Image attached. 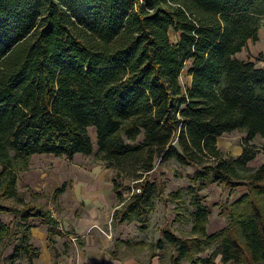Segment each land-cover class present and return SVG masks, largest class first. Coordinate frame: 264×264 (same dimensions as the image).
<instances>
[{
	"label": "trees",
	"instance_id": "16d2710c",
	"mask_svg": "<svg viewBox=\"0 0 264 264\" xmlns=\"http://www.w3.org/2000/svg\"><path fill=\"white\" fill-rule=\"evenodd\" d=\"M263 20L264 0H0V214L12 215L10 224L0 217V247L12 248L7 264L40 257L34 227H47L51 247L66 233L51 210L24 203L19 170L37 153L94 152L90 127L100 159L115 171L114 223L153 209L165 192L150 178L158 162L195 167L192 236L165 228L155 243L118 239L119 246H149L151 258L171 246L168 264H216L218 255L224 264H264V163L249 165L260 152L252 140L264 136V65L238 56L259 39ZM234 130L245 132L240 155L218 145ZM125 179L135 187L129 197ZM205 182L246 186L227 225L213 233L211 209L196 188Z\"/></svg>",
	"mask_w": 264,
	"mask_h": 264
},
{
	"label": "rangeland",
	"instance_id": "374dc122",
	"mask_svg": "<svg viewBox=\"0 0 264 264\" xmlns=\"http://www.w3.org/2000/svg\"><path fill=\"white\" fill-rule=\"evenodd\" d=\"M238 56L243 59L256 61L258 66L264 65V20L259 31V39L250 40L248 45L238 53ZM181 82L183 85H187L189 82V76L186 71L181 77ZM90 133L95 145L94 152L90 154L78 153L73 158L52 153H37L31 156L27 167L19 170L17 190L22 196L24 203L39 204L45 209L51 210L52 214L54 213L57 216L56 218L60 219L59 226H62L64 219L68 223L66 225L67 229L65 225H63L62 229L66 233L56 236L57 241L54 247H51L48 236L45 237L42 233L43 231L46 232L43 230L47 228L45 225L32 232L35 244L42 251L41 256L35 260L34 264H54L56 257L59 264H89V255L86 251L87 243H97L102 247L101 237L107 235L110 236L108 250L115 252V256L112 253V257H136L143 264H150L152 260L150 255L156 252L155 249L149 246H133L125 249V245L119 246L120 243L118 244L117 240L128 239L132 243L136 240H144L145 243L152 244L162 237V231L165 228H170L183 237L192 236L191 212L195 208V197H193L188 187L194 185L191 176L195 171V167L193 165H182L176 159H170L166 162H158L154 171L150 174L152 180H157L165 186V192L154 197L153 209L148 211L141 219L134 218L131 221L114 223V213L116 207H118L119 200L116 191L111 188V183L104 181V186L100 189L99 194L106 202L105 206L110 210L108 220L106 219L105 224L96 227V231L94 227L85 228L82 232L83 238L81 237V240L86 245H80V241L73 236V227L70 224L82 217L83 210L87 209V201L83 199V202L76 204L72 187L77 179L84 184L90 182V180L86 179L88 172L84 170H111L112 176L109 173V181H111L112 177V182L115 175V171L112 168H108L98 155L97 137L94 127H90ZM244 136L245 132L242 130L226 132L219 137L218 145L221 149L236 155L233 153L234 151L231 152L224 148L231 147L233 149L238 144L242 145ZM252 142L260 148L257 157L249 163L251 167H256L264 163V136L257 134ZM1 169L0 166V171ZM83 173L85 174L83 175ZM88 185L90 184L87 183L86 186ZM61 187H65L63 191H60ZM198 187L196 185L202 202L211 209L207 231L209 233L216 232L227 225L231 204L246 191V186L232 187L217 182H205L203 187H199L200 190ZM134 189V183L130 179H125L122 187L123 195L129 197ZM177 190H181L183 197L173 199L170 193ZM112 191H114V199L112 198ZM88 198L91 200L89 204L90 202L95 203V199ZM4 202L11 205L16 204L13 199H6ZM17 203L18 207L24 206L22 203ZM62 204L65 206L69 205V209L62 208ZM62 216L65 218L63 219ZM0 217L6 223H11L12 215L10 213H2ZM37 237L40 238L38 239ZM2 245L3 243L0 246ZM214 248L215 246H211L200 255H208ZM172 251L173 248L168 246L162 252V256H157L160 257L161 261L163 260L168 264L167 260ZM11 252L12 248L1 251L0 247V264H7V257ZM20 264L31 263L27 258H22ZM182 264H190V261L186 258L182 261ZM216 264H224L221 260V255L217 256Z\"/></svg>",
	"mask_w": 264,
	"mask_h": 264
},
{
	"label": "crops",
	"instance_id": "0c3cea01",
	"mask_svg": "<svg viewBox=\"0 0 264 264\" xmlns=\"http://www.w3.org/2000/svg\"><path fill=\"white\" fill-rule=\"evenodd\" d=\"M187 73L188 72L186 70V74ZM190 78L191 77L189 76V80ZM224 149L231 151V152L234 151L233 152L234 154L240 155L243 151V146L238 144L233 149L231 147L224 148ZM84 171L88 172L86 174V179L90 180V182H87L90 185L86 186L87 183L84 184L82 181H79L77 179V181L74 183V186L72 187L73 193H74L73 197L75 198L74 200L76 204L83 202L82 201L83 199L87 201V205H86L87 209L83 210L82 217H80V219H77L76 222H73V224H70L73 227V232L78 234L80 238L81 237L83 238L82 232L85 228L88 229V228L94 227L96 231V227H98L99 225L105 224L106 219L109 216L108 213L110 212V210L107 206H105L106 202L104 201L103 197L99 194L100 189L102 188V186H104V181L110 182L111 188L114 190V183L112 182V177H111V181H109V175H110L109 173H111V176H112V172H110L111 170H88V171L84 170ZM84 174L85 173H83V175ZM81 177H82V174H81ZM114 191H112L113 199H114ZM93 193H96V194H93ZM88 197L95 199V203L90 202L89 204V201L91 200H89ZM69 207H70L69 205L65 206L64 204H62V208H65L66 210H68ZM62 218L64 219L65 217L62 216ZM57 219L60 220L59 218ZM67 224H68L67 221H65L64 219V223H62V226H60L61 227L60 229H63L64 227L63 225H65V228L67 229V226H66ZM39 227L41 228V226ZM39 227H34L32 229V232H34L35 229H38ZM43 230L46 231V232L44 231L42 232L43 235L45 237L48 236V240H49V234L47 230L46 229H43ZM63 231L66 232L65 230ZM109 237H110L109 235L101 237V241L103 245L102 247H100L97 243L89 244L88 242L86 245L85 242L81 240L83 242V245H86V251L89 255L88 257L89 264H143L142 261L136 257H125V258L112 257V252L108 250V246L110 245ZM41 254H42V251H41ZM52 255H53V251H52ZM57 264H59V261ZM150 264H166V262H164L163 260L161 261L160 257L155 256L154 258H152Z\"/></svg>",
	"mask_w": 264,
	"mask_h": 264
},
{
	"label": "built area",
	"instance_id": "2783aa9c",
	"mask_svg": "<svg viewBox=\"0 0 264 264\" xmlns=\"http://www.w3.org/2000/svg\"><path fill=\"white\" fill-rule=\"evenodd\" d=\"M135 190V189H134ZM141 190V188H138V189H136V191H140Z\"/></svg>",
	"mask_w": 264,
	"mask_h": 264
}]
</instances>
